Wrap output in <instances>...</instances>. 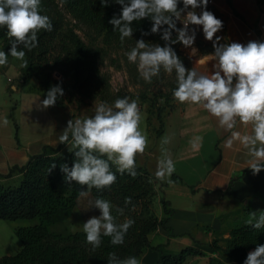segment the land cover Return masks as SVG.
Returning a JSON list of instances; mask_svg holds the SVG:
<instances>
[{
  "label": "clouds",
  "instance_id": "1",
  "mask_svg": "<svg viewBox=\"0 0 264 264\" xmlns=\"http://www.w3.org/2000/svg\"><path fill=\"white\" fill-rule=\"evenodd\" d=\"M100 3L121 6L120 12L113 14L108 23L113 31L119 32L122 44L126 38L133 37L134 21L144 18L151 21V28L142 32L141 38L125 52L128 62L136 64L140 77L148 83L161 70L168 74L174 72L177 86L172 95L175 101L205 109L220 128L230 133L224 140V147L231 149L238 144L247 154L245 168L254 175L264 170V41L221 43L222 37L216 34L223 22L207 10L209 0H100ZM41 5L42 0H0V28L6 30L10 45L7 53L0 49V65L7 64L11 56L26 66L25 49L37 46L41 30L52 31L53 23L43 14ZM178 22L181 27L177 26ZM191 26H200L204 38L212 42L214 51L196 62L214 61L207 74L197 71L196 67L187 69L173 47L179 43L190 49L191 54L198 51L193 47L196 29ZM153 34H159L163 45L143 38ZM61 95L63 89L59 84L50 87L40 106H53ZM0 121L6 124L7 118H0ZM140 122L138 101L127 96L117 98L113 104L101 101L96 104L94 115L69 120L58 138L74 155L71 167L67 163L60 165L64 182L80 185L79 195L85 197L93 188L100 191L110 187L117 179V172L135 177V158L148 144ZM238 126L246 131H240ZM202 140V137H195L192 146L198 147ZM168 142L167 138L162 139V144ZM161 151L154 176L158 181L172 183L174 161L166 149ZM55 168L53 163L49 173ZM130 202L131 198H126L125 203ZM91 203L100 213L83 223L85 240L91 250L101 246L103 237H109L112 245L124 244L135 221L125 217L123 222H118L125 210L116 208L114 215V205L107 199L97 197ZM246 224L255 230L264 229V211L250 212ZM107 264H142V260L134 255L120 258L115 252H109ZM243 264H264V244L250 251Z\"/></svg>",
  "mask_w": 264,
  "mask_h": 264
},
{
  "label": "trees",
  "instance_id": "2",
  "mask_svg": "<svg viewBox=\"0 0 264 264\" xmlns=\"http://www.w3.org/2000/svg\"><path fill=\"white\" fill-rule=\"evenodd\" d=\"M56 1L42 0L43 14L50 17L53 29L50 32L41 30L38 33L37 46L31 50L25 49V59L28 63L26 66L22 63L18 71L20 76L17 84L23 87L30 79L35 78L38 81V90L44 98L51 87V71H59L63 75L71 74L73 79L80 81L81 84L90 83L93 68L99 60L96 50L77 39L74 41L72 52L67 49L58 50L57 40L62 27L56 18ZM58 1L75 20L85 23L94 31L113 34L116 43L119 46L124 45L119 39V32L113 31V26L108 23L113 14L120 12V5L110 3L103 6L100 0ZM256 5L259 6L258 0ZM150 28L151 21L147 18L134 21L133 38L140 39L142 32ZM5 31L0 28V49L7 53L10 45ZM256 34L260 38L258 31ZM151 37L152 35L143 38L147 41ZM171 110L173 109L167 112ZM156 120L159 126L155 132L159 136L163 132L161 109H157ZM15 128L17 130L16 125ZM64 146L65 144L55 148L45 147L40 154L30 156L25 165L13 166L7 174H0V220L10 222L38 220L33 226L19 227L15 230L21 248L13 256L1 257L0 264H107L109 252H115L120 258L133 255L139 258L147 250L158 253V260L154 264H184L188 257L204 256L200 249L191 246L183 248L178 253H172L167 249V244L150 245L149 235L159 227L166 230L169 237L174 236L171 228L167 226L174 210L167 200L161 198L163 218L156 217L152 207L156 195L154 178L145 168L137 165L135 177L117 172V179L110 187L100 191L93 188L89 192L94 199L101 197L109 200L114 205V215L116 208H124V216H119L118 222H123L125 217L135 221L125 236L124 244L112 245L109 237H103L101 246L93 251L86 243L84 232L67 235L49 232L48 228L51 225L70 217L81 187L75 182L68 184L63 180L60 165L67 163L71 167L74 160L72 152L67 155L60 153ZM53 163L56 164V168L49 173V167ZM112 170L116 171L115 168ZM247 172L251 170H244L233 176L229 188ZM15 176L20 177L17 184L6 183ZM171 181L181 182L174 175ZM128 197L131 198V202L126 204ZM220 242L216 235L210 242L209 248L215 256L209 259L208 264H243L250 251L258 244H264V229L255 230L246 223L237 224L230 229L229 237L223 240L224 246H221Z\"/></svg>",
  "mask_w": 264,
  "mask_h": 264
},
{
  "label": "crops",
  "instance_id": "3",
  "mask_svg": "<svg viewBox=\"0 0 264 264\" xmlns=\"http://www.w3.org/2000/svg\"><path fill=\"white\" fill-rule=\"evenodd\" d=\"M259 9L245 11L247 15H243L244 21H232L233 37L230 43L264 41V9ZM255 25L259 29L260 38L252 31ZM203 55L195 58L192 56L189 69L196 67L197 71L205 74L208 70L211 71L214 61H209L208 64L196 63ZM6 71H0V118H7L6 124L0 121V174L3 175L13 166L25 165L30 156L40 154L45 147L59 146V136L67 127L68 121L73 119L72 113L61 105L42 108L40 103L44 97L39 92L37 83L30 85L29 82L21 87L15 77L11 81L5 77ZM238 128L242 132L246 131L243 127ZM162 135L169 142L163 144L161 149H166L173 159L175 171L172 175L177 176L181 182L168 183L167 180L158 181L155 178L157 161L162 153L155 155L148 151L146 156L136 158V164L145 168L154 178L156 195L153 209L156 217L163 218L161 198L167 200L174 210L167 222L174 236L169 237L168 232L159 227L149 235L150 245L167 244V249L171 252L178 244L181 245V250L188 246L198 248L204 256L188 257L184 264H208L209 258L215 256L209 244L215 234L222 230L233 208L243 211V207H247V215L253 211H264V170L256 175L252 171L243 174L229 188L233 176L248 170L245 168L246 151L238 144L231 149L225 148L224 140L230 133L220 128L215 118L210 117L199 105L179 103L177 108L167 112L163 116ZM197 136L203 138L202 143L193 147L191 142ZM19 178L15 176L11 179L19 181ZM89 195L88 193L87 196ZM84 202L85 197L79 195L76 198L71 211L74 215L65 220L67 224H77L81 218L88 219ZM17 228L19 227L14 229V233ZM72 231L79 230L74 228ZM157 236L160 237V242L153 243ZM4 256L13 254L0 255V258ZM139 258L142 264H154L158 260V253L147 250Z\"/></svg>",
  "mask_w": 264,
  "mask_h": 264
},
{
  "label": "rangeland",
  "instance_id": "4",
  "mask_svg": "<svg viewBox=\"0 0 264 264\" xmlns=\"http://www.w3.org/2000/svg\"><path fill=\"white\" fill-rule=\"evenodd\" d=\"M258 1V8L256 6V0H213L212 3H208L207 10L211 11L223 22L222 29L216 34L222 37L221 43H230V39L233 37V20L244 21L243 15H247L245 11H258L260 10L259 8L264 9V0ZM178 7H182V5ZM197 11L199 12V9ZM55 13L62 27V31L57 40L58 50L67 49L72 52L74 41L77 39L86 46L96 50L99 54V60L93 68V77L90 83L84 82L81 84L80 81L74 80L71 74L63 75L59 71H51V87L59 84L63 89V95L57 98L56 103L61 105L69 113H72L74 121L75 119H84L94 115L95 106L101 101L113 104L117 98H123L125 96L130 99H136L141 113L140 129L148 139L145 151L137 154L136 158L146 156L148 151H152L155 155L162 153L163 135H156L155 130L159 126L156 120V114L157 109H161V116L163 118L167 111L178 107L179 103L175 101L172 95L173 89L177 86L175 73L168 74L161 70L160 74L154 77L151 83L145 82L140 77L136 64L129 63L125 55V52L135 45V40L137 39L129 37L125 40L123 46H119L113 34L94 31L85 23L75 20L58 0L55 4ZM177 26L181 27L182 25L178 22ZM191 27L196 29V40L193 47L198 49V53L191 54L190 49L185 48L179 43L173 45L187 69L190 67V58L192 56L195 58V56L214 51L212 42L204 38L200 26ZM252 31L256 34L259 29L255 25ZM173 37H175V33H173ZM147 41L160 43L161 45L164 43L160 40L159 34H153ZM21 65L22 62L20 60L9 56L8 63L2 65V69L7 70L5 77L9 79L15 77L18 83L20 76L18 71ZM46 73L48 74L49 71H46ZM28 82H30V85L38 83L35 78L30 79ZM69 152L68 146H66L60 153L67 155ZM17 181L18 179H9L6 183L13 185L17 184ZM94 200L91 194L85 196L84 209L88 211V219L92 216H99L100 214L99 211L97 212L95 210L96 208H93L91 202ZM156 206L157 204L155 208ZM243 208V211L233 208L222 230L215 234L221 240V246H224L223 240L229 237L230 229L237 224L246 223V220L249 218L245 210L247 207ZM72 215H74V212L71 213ZM88 219L81 218L77 224L73 225L67 224L68 222L66 220L53 224L49 230L64 235L75 232L72 231L74 228H78V232H83V223ZM37 223V219L17 220L14 222L0 220V255L3 256L7 253L15 255L20 250L21 243L14 233L16 227H28ZM224 234L227 237H224ZM160 240V237L157 236L154 238L153 243L160 242ZM180 247V244L173 247L172 253H178L181 250Z\"/></svg>",
  "mask_w": 264,
  "mask_h": 264
},
{
  "label": "built area",
  "instance_id": "5",
  "mask_svg": "<svg viewBox=\"0 0 264 264\" xmlns=\"http://www.w3.org/2000/svg\"><path fill=\"white\" fill-rule=\"evenodd\" d=\"M213 0H209V3H212ZM2 70V65H0V71ZM9 81H11V79H9Z\"/></svg>",
  "mask_w": 264,
  "mask_h": 264
},
{
  "label": "bare ground",
  "instance_id": "6",
  "mask_svg": "<svg viewBox=\"0 0 264 264\" xmlns=\"http://www.w3.org/2000/svg\"><path fill=\"white\" fill-rule=\"evenodd\" d=\"M196 48V47H195ZM198 53V52H197ZM198 60V59H197Z\"/></svg>",
  "mask_w": 264,
  "mask_h": 264
}]
</instances>
